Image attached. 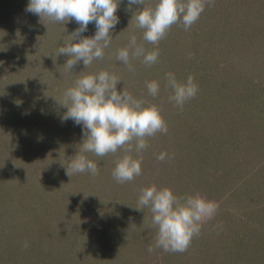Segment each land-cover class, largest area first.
<instances>
[{
	"label": "rangeland",
	"instance_id": "rangeland-1",
	"mask_svg": "<svg viewBox=\"0 0 264 264\" xmlns=\"http://www.w3.org/2000/svg\"><path fill=\"white\" fill-rule=\"evenodd\" d=\"M28 3L0 0V264H264V0H215L190 31L175 24L157 46L135 27L140 6L129 10L121 0L104 59L73 72L56 52L79 25L41 21L25 11ZM95 31L90 23L82 35ZM133 33L160 56L151 67L132 60L130 72L115 53ZM102 69L138 99L153 100L146 81L161 85L153 102L162 105L168 132L148 138L141 175L123 184L112 176L121 151L87 153L95 177L66 173L82 126L62 122L66 109L56 100L81 71ZM169 72L198 85L182 111L168 100ZM161 152L173 158L158 161ZM152 184L220 205L184 253L148 251L152 214L135 208L140 189Z\"/></svg>",
	"mask_w": 264,
	"mask_h": 264
},
{
	"label": "clouds",
	"instance_id": "clouds-1",
	"mask_svg": "<svg viewBox=\"0 0 264 264\" xmlns=\"http://www.w3.org/2000/svg\"><path fill=\"white\" fill-rule=\"evenodd\" d=\"M214 2L157 0L152 6L148 0H128V8L140 6L134 14L135 27L143 30L144 42L157 46L175 24L190 31L205 7ZM120 3L121 0H29L25 11L39 16L41 21L47 18L50 22L65 24L75 20L79 25L56 52V56L69 57L64 67L73 72L81 62L84 69H88L94 61L104 59L105 49L111 45V33L119 23L116 13ZM90 23L95 24V34L83 36ZM159 56L158 47L147 50L143 43L137 42L134 33L128 37L127 46L115 53L116 61L124 64L130 72L135 71L132 60L140 59L145 66L151 67L158 62ZM121 81L119 75L108 69L81 71L72 86L64 90L62 99L56 100L66 109L61 121L71 119L74 124L82 126V143L66 167L69 177L86 172L92 177L99 174L97 164L88 158L87 153L104 157L121 151L123 155L116 161L112 176L120 184L131 182L141 175L142 153L149 147L148 138L158 133L167 134L163 107L153 102L160 94V82L146 81L147 95L153 98L146 100L136 98L125 85L118 91L117 85ZM165 81V87L171 89L169 102L181 111L199 90L192 75L181 82L169 72L165 74ZM156 158L163 162L173 156L161 152ZM219 207L218 202L199 192L181 196L170 187L152 184L140 189L135 209L143 211L148 208L152 214L151 226L156 229V236L154 247L148 248L150 253L157 248L164 252L184 253L193 238L200 235L202 226L216 216Z\"/></svg>",
	"mask_w": 264,
	"mask_h": 264
}]
</instances>
